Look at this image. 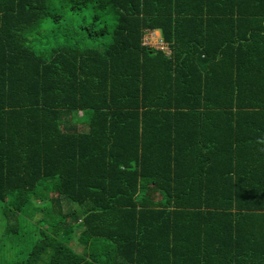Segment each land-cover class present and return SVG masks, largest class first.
I'll return each instance as SVG.
<instances>
[{"label":"trees","instance_id":"obj_1","mask_svg":"<svg viewBox=\"0 0 264 264\" xmlns=\"http://www.w3.org/2000/svg\"><path fill=\"white\" fill-rule=\"evenodd\" d=\"M58 2L0 0V264H264V0Z\"/></svg>","mask_w":264,"mask_h":264},{"label":"clouds","instance_id":"obj_2","mask_svg":"<svg viewBox=\"0 0 264 264\" xmlns=\"http://www.w3.org/2000/svg\"><path fill=\"white\" fill-rule=\"evenodd\" d=\"M53 4L57 8L62 7V5L58 2V0H53ZM64 7H66V6H64ZM84 15L88 17V21H89V23H91L92 12L91 11L85 12ZM116 22H117V16L115 15L114 12L109 10L108 13L104 17V21L101 22L98 27L102 29V28H104L105 23H107L110 26L109 31L111 32L113 30V27L115 26ZM54 27H55V25L49 19L42 20L40 23L41 29L51 30ZM108 42H111V36L108 37Z\"/></svg>","mask_w":264,"mask_h":264},{"label":"rangeland","instance_id":"obj_3","mask_svg":"<svg viewBox=\"0 0 264 264\" xmlns=\"http://www.w3.org/2000/svg\"><path fill=\"white\" fill-rule=\"evenodd\" d=\"M151 44H153V45H155L156 46V41L155 40H151ZM2 204L0 203V218H3V213H1V211H3L2 209ZM37 219H38V216H37V218L36 219H34V221L35 222H33L34 223V226H35V224H36V222H37ZM3 223V220L2 219H0V249H1V252L2 251H5V250H7V251H11V248L13 247V246H17L18 247V245H17V242H19V240H13V241H9L6 237H5V235H4V227H2V226H4V224H2ZM34 226L31 224V228L33 227L34 228ZM31 228H29V230L31 229ZM35 228H36V226H35ZM38 228L39 229H43L40 225H38ZM34 230H36V229H34ZM33 239V237H32V234H30V240H32ZM27 243V248H26V250L25 251H27V252H30V250L33 248V246H32V244L35 242H33V243H30L29 242V240H28V233H27V235H26V238L24 239ZM33 241V240H32ZM11 260V259H10Z\"/></svg>","mask_w":264,"mask_h":264},{"label":"crops","instance_id":"obj_4","mask_svg":"<svg viewBox=\"0 0 264 264\" xmlns=\"http://www.w3.org/2000/svg\"><path fill=\"white\" fill-rule=\"evenodd\" d=\"M151 40L156 41V46L151 44ZM143 42L144 45H147L149 47L166 51L168 56L171 54V51L168 48L167 44L163 42L161 32L159 30L147 31L144 36Z\"/></svg>","mask_w":264,"mask_h":264}]
</instances>
